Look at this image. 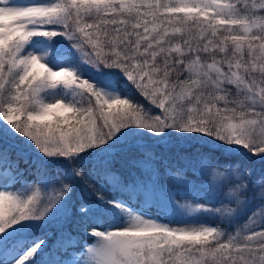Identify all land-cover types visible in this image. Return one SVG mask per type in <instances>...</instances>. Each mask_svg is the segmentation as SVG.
Segmentation results:
<instances>
[{"label": "snow or ice", "instance_id": "1", "mask_svg": "<svg viewBox=\"0 0 264 264\" xmlns=\"http://www.w3.org/2000/svg\"><path fill=\"white\" fill-rule=\"evenodd\" d=\"M0 264H264V0H0Z\"/></svg>", "mask_w": 264, "mask_h": 264}, {"label": "trees", "instance_id": "2", "mask_svg": "<svg viewBox=\"0 0 264 264\" xmlns=\"http://www.w3.org/2000/svg\"><path fill=\"white\" fill-rule=\"evenodd\" d=\"M256 166H257V168L259 167V165H258V164H257ZM81 195H84V196H86V195H87V193H83V194H82V193H81L79 190H77V192H76V198H77V199H79V198L81 197Z\"/></svg>", "mask_w": 264, "mask_h": 264}]
</instances>
